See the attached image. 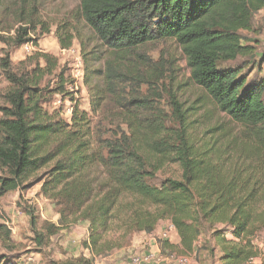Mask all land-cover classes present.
I'll list each match as a JSON object with an SVG mask.
<instances>
[{
  "label": "trees",
  "instance_id": "1",
  "mask_svg": "<svg viewBox=\"0 0 264 264\" xmlns=\"http://www.w3.org/2000/svg\"><path fill=\"white\" fill-rule=\"evenodd\" d=\"M77 1L76 20L103 47L93 55L81 47L85 84L99 80L90 103L95 119L76 103L69 122L43 109L46 95H70L65 71L55 74L54 57L36 54L43 67L12 71L6 56L0 62L9 84L0 107V198L40 185L60 225L35 232L30 210L38 246L82 221L88 223L84 248L105 254L123 248L131 233L150 234L167 220L177 242H164L163 251L198 262L205 254L214 259L218 250L222 264H264V251L255 244L264 232V82L248 83L244 74L257 58V66L264 64V53L240 34L264 11V0ZM29 25L18 28L16 48L35 43L30 35L39 27L49 33L40 22ZM55 36L61 49L71 47L74 37L67 28L58 27ZM165 40L183 52L192 82L241 127L240 140L221 142L222 135L196 141L189 118L198 111L182 110L163 82L164 64L140 52ZM243 58L241 66L230 65ZM47 77H57L51 91ZM142 86L146 95L139 94ZM164 97L169 115L161 108ZM171 120L181 128L168 127ZM168 168L173 173L157 183ZM0 231L9 238L3 225ZM0 264L19 263L3 258ZM50 264L92 263L80 257Z\"/></svg>",
  "mask_w": 264,
  "mask_h": 264
},
{
  "label": "rangeland",
  "instance_id": "2",
  "mask_svg": "<svg viewBox=\"0 0 264 264\" xmlns=\"http://www.w3.org/2000/svg\"><path fill=\"white\" fill-rule=\"evenodd\" d=\"M78 6L77 0H0V62L8 56L11 70L23 71L31 69L36 63L41 67L44 66L42 60L37 61L34 56L36 54H47L54 57L57 60L55 74L61 70L65 71V77L69 81L66 90L70 95L67 97L46 95V102L42 106L49 114L58 113L61 119L68 122L72 113V105L74 106L75 103L81 111L95 119L90 114V103L94 93L93 86L98 84L99 80L85 84V77L88 73L82 62L81 47L85 45L87 52L91 55L103 49L101 43L95 39L85 24L76 20L79 13ZM29 21L44 24V27L49 28V33L42 32L44 28L40 30L39 27L36 33L30 35L33 39L36 38L35 43L16 48L12 44L13 38L18 28L28 26L31 29ZM58 27L67 28L74 37L70 48H60L55 36ZM240 34L247 40L246 44L255 46L259 54L264 53V11L256 13L252 18L251 29L248 32L241 31ZM140 52L150 56L156 63L159 61V64H164L163 82L165 87L176 95L177 101L182 104V110L195 109L198 111L195 117L189 118V127L192 128L197 142L205 141L210 136L221 137L222 135L224 136L221 137V142L225 137L228 140L235 139V137L240 140L241 127L219 112L206 93L192 82L184 54L173 40L149 44L140 49ZM246 61L247 59L243 58L230 65L241 66ZM258 62L257 58L255 64L251 63L244 69L248 83L264 82V64L257 66ZM252 64L254 65L251 66ZM101 65L102 63L93 69H99ZM44 82H48L51 91L57 83V77H47ZM127 88L129 89L128 86ZM8 89L9 84L0 67V107H5L3 95ZM148 92L146 86H142L139 90L140 95H146ZM262 99L264 102V94ZM167 103V97H164L161 101V108L169 115L170 109ZM168 127L174 130L181 128L172 120L168 122ZM209 129L213 131L210 132ZM172 169L168 168L160 174L157 183L170 176L173 173ZM44 172L45 170L40 171L38 176ZM39 187L40 185H35L26 191H12L0 198V225L10 232L9 238L6 239L4 233L0 231V260L7 258L19 264H50L52 262L64 263L81 257L90 260L92 264H128L133 254H146L145 252L150 250V242L154 243L158 250L155 255L159 251L164 255L171 254L167 250L163 251L164 242L161 240V235L169 224L167 220L158 222L151 234L131 233L123 248L100 255L84 248L83 243L88 236V223L82 221L74 226L62 227L57 234L49 238L45 246L36 245L34 242L36 233L34 235L32 232L34 228L29 219L30 210H33L35 217V232L42 233L45 226L49 224L60 225L59 214L54 203L39 194ZM175 236L176 233L171 236V240ZM174 240L176 241L177 238L172 241ZM255 244L264 251V232L258 235ZM173 254L177 258L183 256L176 251ZM215 258L212 264L218 261L217 257ZM193 259V256H187L185 262L181 264H195ZM153 261V264L179 263L178 259L163 263Z\"/></svg>",
  "mask_w": 264,
  "mask_h": 264
},
{
  "label": "built area",
  "instance_id": "3",
  "mask_svg": "<svg viewBox=\"0 0 264 264\" xmlns=\"http://www.w3.org/2000/svg\"><path fill=\"white\" fill-rule=\"evenodd\" d=\"M176 233L175 228L173 227V225L171 223H169L167 225V229L162 233L161 235V240L163 242L166 243H170L171 242V236ZM158 251V250H157ZM156 252H152V253H148V254H144V255H137V254H133L130 257L129 263L128 264H150L151 262H154L153 260H155V262H170L172 260L178 259L179 263L181 264L183 262H185V259H187V256H180V257H175V254L171 253V254H162L160 251L157 255H155Z\"/></svg>",
  "mask_w": 264,
  "mask_h": 264
},
{
  "label": "crops",
  "instance_id": "4",
  "mask_svg": "<svg viewBox=\"0 0 264 264\" xmlns=\"http://www.w3.org/2000/svg\"><path fill=\"white\" fill-rule=\"evenodd\" d=\"M144 233V232H143ZM153 233V232H152ZM146 234V233H145ZM151 234V233H150ZM175 238H177V233H176V236L174 237V238H172V240L173 239H175ZM171 240V242L170 243H168V245L170 244V245H175L176 244V242H177V240L175 241L174 240V242ZM152 242H154V241H152ZM157 251V248H156V245L154 244V243H151L150 242V250H148L147 252L148 253H152V252H156ZM147 252H145L146 254H148ZM216 255V256H215ZM215 255H214V259H216L215 257H217V259H218V256H219V254H218V250H216V253H215ZM214 259H211V258H209V256L207 255V254H205L202 258H201V260L200 261H198V262H196L195 261V264H212V262H213V260ZM217 261V260H216ZM154 262H151L150 264H153ZM255 264H259V261H255L254 262ZM119 264H124V263H119ZM214 264H222V263H220L219 261H217L216 263H214Z\"/></svg>",
  "mask_w": 264,
  "mask_h": 264
}]
</instances>
